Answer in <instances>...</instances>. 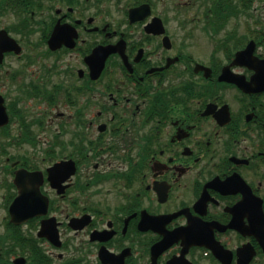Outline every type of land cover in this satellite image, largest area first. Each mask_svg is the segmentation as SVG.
Segmentation results:
<instances>
[{
	"label": "flooded vegetation",
	"instance_id": "flooded-vegetation-1",
	"mask_svg": "<svg viewBox=\"0 0 264 264\" xmlns=\"http://www.w3.org/2000/svg\"><path fill=\"white\" fill-rule=\"evenodd\" d=\"M161 3L0 0L16 17L6 28L20 44L45 48L38 58L51 57L58 77L18 87L49 107L64 105L58 123L76 127L70 139L63 130L48 139L41 160L19 155L17 166L0 168L13 186L4 220L21 168L42 172L41 197L27 199L49 202L17 237L4 226L12 264H264V25L257 19L242 35L228 34L224 42L234 44L222 58L216 47L190 52L196 26L213 37L251 8L237 7L225 23L216 0H200L191 30L183 32L184 21L174 32ZM142 5L149 6L132 19ZM98 56H105L99 73ZM224 68L228 81L218 79ZM24 95L5 96L22 110ZM62 160H74L76 170L61 166L50 177ZM46 227L62 246L40 236Z\"/></svg>",
	"mask_w": 264,
	"mask_h": 264
},
{
	"label": "rangeland",
	"instance_id": "rangeland-1",
	"mask_svg": "<svg viewBox=\"0 0 264 264\" xmlns=\"http://www.w3.org/2000/svg\"><path fill=\"white\" fill-rule=\"evenodd\" d=\"M202 1L204 0H201V2ZM199 3L200 0H167V3H161L162 6L159 5L161 6V9L159 8V10H163L162 14H164L169 19V26L171 29H173L174 32L177 23L184 21L188 22L190 25L186 24L187 27L185 30H183V32H186L188 30H191L193 25L191 23L197 22V20H194V17L197 16V5H199ZM163 7H165V9H162ZM41 14V17H47L48 14H50L49 9L47 7L44 8ZM29 16L30 15H28V17ZM116 16L118 15L114 14L109 17L110 19H113ZM257 19L264 25V0H255L253 2L252 8L250 9L248 14V19L246 18V16L243 17V15L240 14V16L238 17H231L226 25L219 30V32L216 33L213 29L215 32V36L213 37L209 36V34L204 31L202 25L196 26V29L194 30L196 32V37L192 40V43L194 42L195 45L189 46V51L193 52V50H197L199 49V47L203 48L204 45L211 52L214 50L213 48L216 47V56L222 58L224 55L225 47H231L234 44L230 41L228 43H225L224 40L226 36L229 34L228 36L233 35L234 38L235 35H242L245 31L246 23L256 22ZM215 20H217L219 24V20L216 18L213 19V21ZM15 21L16 17L10 11L4 12V10H0V26H8L9 28H11V25L14 24ZM218 28L219 26H217V29ZM180 32H182V29H180ZM12 34L17 38L19 36L18 39L20 40L23 39L20 38L22 36L20 34H17L16 32H13ZM32 37L33 39H38V34H35V36L33 35ZM25 40L26 39L22 40L21 42V44L23 45L22 53L20 55H8L4 66L0 67V92L7 95L9 101H15V99L19 97V94L24 95V91H22L18 86L21 87L23 84H36L39 81H41L42 83L43 81H46L48 76H52V80L55 81L58 79V77L54 75V72L52 71L53 69H50V64L52 63L51 57H49L48 59H45L44 57L43 59L38 58V54H42L41 50H45V48L24 45V43L27 44ZM220 40H222V43H224L221 46L218 45ZM200 53L202 57H206L204 52ZM69 56L70 55H67V58ZM7 71L11 74H6ZM13 72H18L19 74L15 77V79L11 77ZM27 85L26 87H28ZM19 105L23 108L22 113L27 116V119L34 122V130L41 140L38 145H34L32 142H28L26 139L24 141L19 139L16 143H11L12 139L10 140L8 139L9 137L1 136V139H3L2 147L6 148L8 152L5 154L0 153V168L3 167L4 163H6L8 154L15 155V157H19L16 155H25L31 160L34 159L35 155L39 158V160H41L42 157L46 155L44 153L46 151V148L49 146L47 143L48 139L58 134V131L60 130H63L62 134L64 135V139H70L74 131L76 130V127L74 125H65V122H63L62 124L58 123L59 119L57 115H59L60 111H63L64 105H62L60 108L49 107L46 103L35 98H26L24 101H21ZM74 109L75 107H69V110L66 111V114L70 115L71 113H74ZM42 123L45 124L46 128L41 127ZM10 129L13 134H19L20 125L17 118L12 121ZM80 130L81 128L78 129V131ZM0 135L2 134L0 133ZM70 148L71 147H69L67 151V148L65 147L66 153L69 152ZM57 149L59 148L57 147ZM48 161L49 159L46 160V165L48 164ZM9 179V174L6 175L4 172L0 171V183H2L3 180L10 181ZM10 189L11 188H9L7 182L2 188H0V225L2 228L4 227L3 218L6 214L5 210H3L4 195L8 194L10 192ZM79 238L75 239L77 240L76 243L81 242L82 236H80Z\"/></svg>",
	"mask_w": 264,
	"mask_h": 264
},
{
	"label": "water",
	"instance_id": "water-1",
	"mask_svg": "<svg viewBox=\"0 0 264 264\" xmlns=\"http://www.w3.org/2000/svg\"><path fill=\"white\" fill-rule=\"evenodd\" d=\"M145 6L149 5H143L137 8H133L131 10L132 19H134L135 14L137 12H140ZM54 36L51 38L50 41H53ZM54 48L58 47V45L52 44ZM250 48H252V45H250ZM111 49V48H110ZM14 50L16 52L20 51V46L18 45L17 41L12 38L6 30L0 31V63L3 62L4 59V53L6 51ZM106 50V49H104ZM103 51V50H102ZM247 50L240 51L238 53V56L241 54H245ZM104 52V51H103ZM107 50L104 53H108ZM251 52V51H250ZM98 53V52H97ZM96 53V54H97ZM97 58V57H95ZM99 60L101 61V64L98 68V73L102 69L103 61L105 60V56H98ZM220 80H230V78L227 76V71L224 68V71L222 75L219 77ZM10 118L6 109V106L4 104V97L0 95V126H3L9 122ZM65 166L64 168L69 170V173H73L75 171L74 165H71L69 162H64ZM64 163H58L56 167H52L50 169V177L53 173H60L61 172V165H64ZM41 172L35 171V172H29L26 169H20L16 173V178L14 179L15 183L17 184L20 193L15 198L14 202L12 203L10 207L12 220L16 223L22 222L26 220L28 217L37 215V214H43L47 211L48 207V199L43 201V203L37 202V198L35 197L34 201H30L27 199L26 194L28 193H34L38 198L41 197L42 193L40 191V185L42 183V177ZM69 175V174H68ZM53 241L58 243L56 239L53 238V235L48 233L47 234Z\"/></svg>",
	"mask_w": 264,
	"mask_h": 264
},
{
	"label": "trees",
	"instance_id": "trees-1",
	"mask_svg": "<svg viewBox=\"0 0 264 264\" xmlns=\"http://www.w3.org/2000/svg\"><path fill=\"white\" fill-rule=\"evenodd\" d=\"M253 0H238L237 2L235 0H216V15L218 17L222 16L223 19H227L230 15L232 14H237L236 9L237 7H245V8H250L252 5ZM22 126L24 128V131L26 134H30V127L28 123L24 121V119L21 120ZM7 129V128H6ZM6 129L0 130V132L6 136L10 135V132H6ZM0 147H2V141L0 140ZM3 152V150H1ZM9 227L13 228V233L16 234V228L18 226L12 225L10 222L8 223ZM3 237L0 235V239ZM6 252V251H5ZM2 259V258H1Z\"/></svg>",
	"mask_w": 264,
	"mask_h": 264
}]
</instances>
